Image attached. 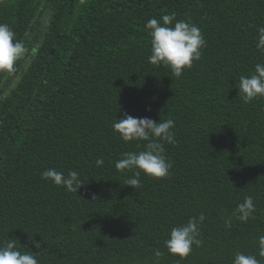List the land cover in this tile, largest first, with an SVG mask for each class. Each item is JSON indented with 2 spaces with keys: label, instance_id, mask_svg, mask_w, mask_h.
<instances>
[{
  "label": "trees",
  "instance_id": "1",
  "mask_svg": "<svg viewBox=\"0 0 264 264\" xmlns=\"http://www.w3.org/2000/svg\"><path fill=\"white\" fill-rule=\"evenodd\" d=\"M164 14L206 40L179 77L148 60L146 24ZM0 23L29 50L0 70V244L39 264H233L237 253L264 264V98L238 89L264 63V0H7ZM125 115L175 122L169 175L141 173L136 190L115 163L147 142L120 139L112 125ZM49 168L84 186H54ZM248 196L255 211L241 220ZM201 214V245L169 254L171 229Z\"/></svg>",
  "mask_w": 264,
  "mask_h": 264
},
{
  "label": "clouds",
  "instance_id": "2",
  "mask_svg": "<svg viewBox=\"0 0 264 264\" xmlns=\"http://www.w3.org/2000/svg\"><path fill=\"white\" fill-rule=\"evenodd\" d=\"M146 28L151 37V55L149 63L157 66H165L171 69L173 75L179 77L186 69H190L193 63L199 61L202 49L206 47V40L200 28L187 20H177L175 14H164L160 19L152 18ZM259 38L257 49L264 53V27L258 30ZM28 49L19 40H15V33L7 23H0V70H12L16 61L28 54ZM34 54V52H33ZM239 96L244 102L249 103L257 98H264V63L255 65L254 72L250 76H241L239 79ZM175 122L172 119L155 122L150 118H135L125 115L117 119L113 130L124 142L144 141V150L140 152H125L115 163L118 171L132 172L126 185L134 190L142 187L141 173L154 179H163L169 175L172 163L165 153L164 144H174ZM96 166L104 164V159L98 158ZM41 178L50 181L54 186L64 187L67 192L78 193L84 186L80 174L69 171L65 176L63 172L55 168H49L42 172ZM93 200L97 197L93 195ZM241 220H247L255 211L251 196L245 198L238 205ZM203 214L190 218L185 225L173 227L165 245L169 254L186 258L193 251V246H200L202 241L198 239L200 224L204 221ZM36 249L41 248V243L31 240ZM261 245H264V236L260 237ZM26 248V247H23ZM156 257H162L163 253L156 249ZM0 264H39L37 256L29 252H21L15 240L0 244ZM233 264H259L253 255L237 253Z\"/></svg>",
  "mask_w": 264,
  "mask_h": 264
},
{
  "label": "water",
  "instance_id": "3",
  "mask_svg": "<svg viewBox=\"0 0 264 264\" xmlns=\"http://www.w3.org/2000/svg\"><path fill=\"white\" fill-rule=\"evenodd\" d=\"M4 1H7V0H0V3L4 2Z\"/></svg>",
  "mask_w": 264,
  "mask_h": 264
},
{
  "label": "bare ground",
  "instance_id": "4",
  "mask_svg": "<svg viewBox=\"0 0 264 264\" xmlns=\"http://www.w3.org/2000/svg\"><path fill=\"white\" fill-rule=\"evenodd\" d=\"M234 125V124H233ZM230 126V125H229ZM254 154V153H253ZM221 157V156H220ZM231 159V158H230ZM233 167V166H232ZM227 174V173H226ZM220 181V180H219ZM228 182V181H227ZM221 186V185H220ZM223 187V186H222ZM215 194V193H214Z\"/></svg>",
  "mask_w": 264,
  "mask_h": 264
}]
</instances>
